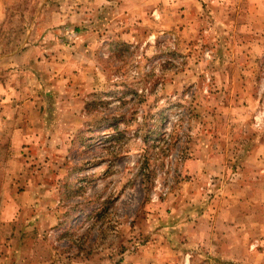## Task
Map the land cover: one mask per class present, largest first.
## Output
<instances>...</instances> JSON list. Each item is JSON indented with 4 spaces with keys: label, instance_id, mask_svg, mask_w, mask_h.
<instances>
[{
    "label": "rangeland",
    "instance_id": "1",
    "mask_svg": "<svg viewBox=\"0 0 264 264\" xmlns=\"http://www.w3.org/2000/svg\"><path fill=\"white\" fill-rule=\"evenodd\" d=\"M0 264H264V0H0Z\"/></svg>",
    "mask_w": 264,
    "mask_h": 264
},
{
    "label": "crops",
    "instance_id": "2",
    "mask_svg": "<svg viewBox=\"0 0 264 264\" xmlns=\"http://www.w3.org/2000/svg\"><path fill=\"white\" fill-rule=\"evenodd\" d=\"M17 107H20V106H17ZM15 134L12 136L13 138H16V139H20V138H22L23 137V135H22V130H17V131H15L14 132ZM9 136H11L10 134H9Z\"/></svg>",
    "mask_w": 264,
    "mask_h": 264
}]
</instances>
